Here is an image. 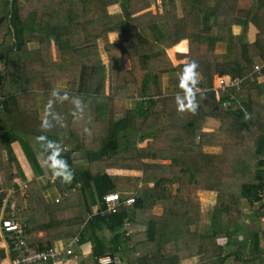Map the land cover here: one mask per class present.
<instances>
[{
  "label": "trees",
  "instance_id": "1",
  "mask_svg": "<svg viewBox=\"0 0 264 264\" xmlns=\"http://www.w3.org/2000/svg\"><path fill=\"white\" fill-rule=\"evenodd\" d=\"M1 1L8 16L10 0ZM152 3L14 0L16 39L7 27L3 49L14 48L6 59L0 53V105L28 119L29 128L43 110L38 137L71 176L55 210L29 184L27 197L16 198L23 213L15 217L26 220L25 241L69 222L92 245L95 263L118 252L133 264L238 262L245 206L264 199V68L251 75L264 65V0H160L159 13ZM249 29L253 37L245 40ZM182 41L188 61L174 65L167 52L177 45L173 56L182 55ZM218 74L237 75L239 83L216 91ZM210 122L216 125L204 131ZM74 154L85 166L71 167ZM138 167L137 178L107 173ZM202 192L213 195L210 205L199 200ZM109 193H131L133 204L101 216ZM261 216L264 204L253 215ZM103 229L112 234L108 245L96 234ZM244 236L254 260L261 254L257 228ZM39 242L27 246L52 248Z\"/></svg>",
  "mask_w": 264,
  "mask_h": 264
},
{
  "label": "crops",
  "instance_id": "2",
  "mask_svg": "<svg viewBox=\"0 0 264 264\" xmlns=\"http://www.w3.org/2000/svg\"><path fill=\"white\" fill-rule=\"evenodd\" d=\"M110 12L113 13L114 9H111ZM8 16L0 15V53L2 52V54H4L5 59L8 57V55H10L11 52L10 50L7 55H5L6 50L10 46L5 50L3 49L4 45L9 41L7 36L8 34L6 33L7 27H9L12 32L11 25L7 21ZM249 31L251 30L249 29ZM249 35H247V40H251L253 37V34L251 38H249ZM110 41H116V37L114 35H110ZM182 43H184V47L186 50V41L181 42V44ZM172 51L173 48L167 52V55L174 65H184L187 63L188 58H184L181 61L174 62V59L179 60L181 55L173 56ZM16 65H18V62L16 63ZM173 77L174 74H169L166 76V79H170ZM17 105L19 106L21 104ZM27 105L30 104L27 103ZM45 117L46 116L43 110H39L37 114V120L34 119L33 116L30 117L31 121L29 128V126L27 127L26 125V123H29L28 119L25 120L23 116H17L15 109L12 110L11 115H6V113L2 110V106L0 105V220L3 217H7L8 215V202L12 201L16 204L17 197H27L26 188L29 184L32 183L34 184V187L38 189V194L41 197L40 200H43L45 204L52 206L61 205L64 202L63 200L55 203L54 200L59 198L60 193L63 192L60 187H67L71 185V176L65 164V166H62L61 168V164L59 161L50 159L44 149V141L40 137H38V134H40V131L38 130L39 123L41 120L43 121L44 119H46ZM24 129L29 130L28 135H26ZM85 164V160H83L79 154H74L72 156V168L79 169L85 166ZM107 173L116 177L128 178H136L139 177L140 174L138 172L135 173L130 171H127V173L120 172L119 170H108ZM127 194H129L128 196H130L131 193H126L125 197L123 198H126ZM207 195L209 196L210 200H213L212 194L207 193ZM25 206L26 202H24V207ZM17 209L19 211L18 214L23 213L22 208ZM53 209L55 210V207H53ZM53 213L55 214V212ZM253 215L254 213H252V216L250 217L252 223H249L247 221L246 227L251 228L252 226L257 228L259 234L257 242L260 247L259 252L261 254L256 259H250L249 261L247 259V251H245L246 248L243 246H239V248L235 249L242 252L241 259L238 262L232 260V264H264V216H261L258 220H256ZM30 216L34 217V212L31 210ZM52 216L54 215L52 214ZM61 216L62 219H67V221L69 220L68 216H70V212L67 211V208L63 209ZM88 217L90 216H87V218ZM18 218L17 219L21 222H26L24 218H20L19 216ZM67 223V225H63V229L55 228L48 232L38 230L35 231V233L33 234L34 236L29 233L27 234L26 242L30 246H37L41 245L39 241L45 240L46 243L50 241L52 247L61 249L66 248L68 245H70L72 255L64 257L61 261H56V264H96L95 258H93L94 256L92 255L93 248L90 242L84 241L81 243L80 231H72L71 228H68L69 222ZM250 230L251 229L249 228L246 229V234ZM70 231L73 235L70 233ZM74 232L76 235H78V240L72 243ZM129 233L130 232L127 230V235H123L122 241L126 240L125 238L129 235ZM96 234L102 237L103 242L106 243V245L109 244V241L112 237L111 233L103 229L102 231H97ZM244 235H241L240 237L243 238L245 237ZM242 238L241 240H243ZM10 249L11 237L8 234H4L0 230V264H11L14 255ZM229 252L232 253L233 250L230 249L228 253ZM252 254L254 253H251V255ZM114 255V259L118 262V264H133L132 262H127V256L123 253L118 252ZM229 260L231 259L229 258L227 261ZM48 264H52V262L49 261ZM185 264H190V262H185ZM191 264H195V262L191 261Z\"/></svg>",
  "mask_w": 264,
  "mask_h": 264
},
{
  "label": "built area",
  "instance_id": "3",
  "mask_svg": "<svg viewBox=\"0 0 264 264\" xmlns=\"http://www.w3.org/2000/svg\"><path fill=\"white\" fill-rule=\"evenodd\" d=\"M264 68V65H255L251 75L260 76V72ZM239 83V79H231L228 77L216 76L214 82V90L224 91L226 88L236 86ZM196 89H189V94L197 93ZM73 192V190H72ZM67 196V192H61L59 198L55 199L54 202L63 201ZM102 210L99 213L101 216L112 215L116 212L118 207L125 206L130 207L133 204V197L128 196L121 199L118 193H109L102 197ZM18 209L14 202H8L7 204V217H3L0 220V230L4 234H8L11 237V252L14 258L11 264H38L51 261L52 264H56V261L63 260L64 257L72 255L71 246L68 245L66 248H55L52 247L42 251H32L28 248L25 241L26 225L25 223L18 220L15 216L18 213ZM127 223L124 222V231L127 228ZM127 235V231L125 233ZM78 235L72 239V243L78 240ZM96 264H118V262L110 255L103 256L97 259Z\"/></svg>",
  "mask_w": 264,
  "mask_h": 264
},
{
  "label": "rangeland",
  "instance_id": "4",
  "mask_svg": "<svg viewBox=\"0 0 264 264\" xmlns=\"http://www.w3.org/2000/svg\"><path fill=\"white\" fill-rule=\"evenodd\" d=\"M151 8H152V10L155 12H160L161 11V4H160V0H153V3H152V5H151ZM4 12H5V7H4V4L2 3V1L0 0V15H3L4 16ZM116 13V12H115ZM251 30V29H250ZM236 31V33H240L241 32V29L239 28V29H236L235 30ZM250 34V35H249ZM247 35H249V38H251L252 37V30L251 31H249V33L247 34L246 33V35H244V39L245 40H247ZM183 42V41H182ZM180 44L181 43H179L178 45H179V51L181 50V46H180ZM177 51V49H176V47H173V51ZM170 51V50H169ZM174 51V52H175ZM187 49L185 50V51H183L182 52V55H181V57H180V59L179 60H176V59H174V62L175 61H181V60H183L184 58H188L187 57ZM187 60V59H186ZM0 66H1V64H0ZM2 67V66H1ZM1 69V68H0ZM164 82H166V78L164 79ZM209 125H211V127L212 126H214V125H216V123L215 122H210V123H208V126H205V129H204V131H208V130H210V127H209ZM60 162V164H61V168H62V166H65L64 165V163L63 162H61V161H59ZM110 170H114V169H110ZM134 170H136V171H134ZM133 171H130V172H135V173H140V170H141V168H136V169H134ZM119 171L120 172H126L127 173V171L126 170H123V169H119ZM129 172V171H128ZM140 175L141 174H139V177H140ZM138 176V175H137ZM137 178V177H136ZM203 193H205V194H203ZM113 194H115V193H113ZM198 197H199V200L202 202V204H207V205H210L211 204V202H212V200H210V198H209V196L207 195V193L206 192H202V193H199L198 194ZM210 202V203H209ZM264 204V199H263V201H261V202H259V204H256V205H254V206H251V207H249L248 205H246L245 206V218H244V220H243V222L246 224L247 223V221L249 222V223H252L251 222V219H250V217L252 216V213H254V212H256L260 207H261V205H263ZM260 222H262V221H260ZM257 225V224H256ZM251 229L250 227H246V229ZM242 234H246V230H244V232L242 233ZM241 238L242 237H239V239L238 240H240L241 241V245L242 246H245L246 244L247 245H249V246H251V244H250V239H243V240H241ZM232 249H234V248H232ZM231 249V250H232ZM224 253L225 252H228V251H230V248H224ZM231 260H229V261H227V262H224V264H232L233 263V261L232 260H234V258H230ZM250 261V260H249ZM188 262H190V264H191V261H188ZM206 264H212V262H207ZM213 264H215V263H213Z\"/></svg>",
  "mask_w": 264,
  "mask_h": 264
},
{
  "label": "water",
  "instance_id": "5",
  "mask_svg": "<svg viewBox=\"0 0 264 264\" xmlns=\"http://www.w3.org/2000/svg\"><path fill=\"white\" fill-rule=\"evenodd\" d=\"M13 15H14V0L10 1V14L7 17V21L8 23L11 25V29H12V33H13V40L16 39V31L15 28L12 25V20H13ZM14 48V44L12 43L10 48H8L5 52V55H7V53L12 50ZM218 77H221V74H218ZM235 78H237V75H235Z\"/></svg>",
  "mask_w": 264,
  "mask_h": 264
},
{
  "label": "clouds",
  "instance_id": "6",
  "mask_svg": "<svg viewBox=\"0 0 264 264\" xmlns=\"http://www.w3.org/2000/svg\"><path fill=\"white\" fill-rule=\"evenodd\" d=\"M176 46H177V45H176ZM217 76H218V75H217ZM233 79H237V80H238V78H235V77H234Z\"/></svg>",
  "mask_w": 264,
  "mask_h": 264
},
{
  "label": "flooded vegetation",
  "instance_id": "7",
  "mask_svg": "<svg viewBox=\"0 0 264 264\" xmlns=\"http://www.w3.org/2000/svg\"><path fill=\"white\" fill-rule=\"evenodd\" d=\"M11 1V0H10ZM9 11H10V3H9Z\"/></svg>",
  "mask_w": 264,
  "mask_h": 264
}]
</instances>
